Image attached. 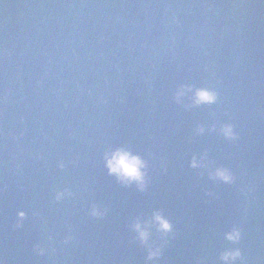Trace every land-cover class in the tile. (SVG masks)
Listing matches in <instances>:
<instances>
[{
  "label": "water",
  "instance_id": "1",
  "mask_svg": "<svg viewBox=\"0 0 264 264\" xmlns=\"http://www.w3.org/2000/svg\"><path fill=\"white\" fill-rule=\"evenodd\" d=\"M0 264H264V0H0Z\"/></svg>",
  "mask_w": 264,
  "mask_h": 264
},
{
  "label": "clouds",
  "instance_id": "2",
  "mask_svg": "<svg viewBox=\"0 0 264 264\" xmlns=\"http://www.w3.org/2000/svg\"><path fill=\"white\" fill-rule=\"evenodd\" d=\"M198 99L205 101V102H212L215 99V93L208 91V90H201L198 93ZM225 134L226 135H230L231 131H230V127L226 126L225 129ZM193 163L195 164V161H193ZM119 164H120V169L119 171L122 173V178H126L128 180H135L139 183L143 182V173L140 171V167L142 166V161L139 160V158L137 157H128L126 153L121 154L119 157ZM113 171H116L117 169L115 167H112ZM217 175H219L222 179L224 180H229L230 176L227 174L226 170H222V169H218L217 170ZM22 215V214H21ZM155 219L159 222V226L161 229L167 231L170 229V224L168 223V221L166 219H164L163 217H161L159 214H157L155 216ZM137 228L139 227V225L136 226ZM230 239H235L238 237V233L234 232L228 234ZM140 237L141 239H145L146 238V233H144L143 231L140 232ZM157 253L154 252H150L149 256L151 257L152 255H156ZM239 255V251H233L231 253H225V259H227L228 257H236Z\"/></svg>",
  "mask_w": 264,
  "mask_h": 264
}]
</instances>
